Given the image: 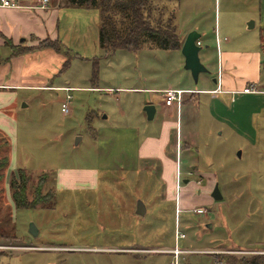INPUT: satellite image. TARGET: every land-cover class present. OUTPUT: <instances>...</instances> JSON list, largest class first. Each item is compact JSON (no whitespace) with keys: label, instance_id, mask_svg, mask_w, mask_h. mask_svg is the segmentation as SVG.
<instances>
[{"label":"rangeland","instance_id":"1","mask_svg":"<svg viewBox=\"0 0 264 264\" xmlns=\"http://www.w3.org/2000/svg\"><path fill=\"white\" fill-rule=\"evenodd\" d=\"M217 1L220 11L246 10L248 3ZM169 5L179 34L200 22L207 29L201 60L209 72L197 82L175 49H103L97 7L64 8L61 24L69 26V38L60 50L19 53L10 62V49L0 48V78L17 84L0 102V135L10 147L0 178L6 236L0 237V264H172L177 245L187 250L179 264L264 255V65L258 92L199 91L188 102L186 92L179 127L166 146L164 159L173 167L157 156L145 158V142L160 137L163 120L172 117L155 88L216 86L217 44H224L214 34L216 0ZM244 39L254 48L250 36ZM67 94L71 110L65 114ZM151 96H158L159 114L148 120L144 106ZM19 168L31 175L30 198L39 184L55 193L50 207L15 206L10 179ZM216 183L221 200L212 196ZM139 200L144 215L136 211Z\"/></svg>","mask_w":264,"mask_h":264},{"label":"crops","instance_id":"2","mask_svg":"<svg viewBox=\"0 0 264 264\" xmlns=\"http://www.w3.org/2000/svg\"><path fill=\"white\" fill-rule=\"evenodd\" d=\"M20 1V7H5L0 5V48L6 47L10 49V56H7L6 58L7 60H10V62L17 60L20 57L19 53L17 54L14 52L15 47L35 46L45 39L57 40L62 43L69 38V26L64 24L63 28V25L61 24V12L64 8L70 7L64 3L65 0H62L61 2L59 0H50L49 4L45 7L41 6L37 0ZM216 2L217 7L215 11L214 34L217 40L222 39V37L224 40V44L221 42V46L220 42L217 44L218 77L214 78V82L217 85L213 87L204 85L198 89L192 86L180 88L185 89L187 93H191L186 99L187 102L188 100L192 101V99L196 98L197 95L195 94L199 91L211 93L228 92L232 94L234 91L243 89L251 83H254L258 87L260 86L258 84L261 81V69L264 65V0H248L246 10H233L232 8L227 7L224 11H220V7L218 9V1L216 0ZM221 14L225 17L224 23L221 20ZM189 28L190 30L195 29L201 33V37L198 40L201 41L200 45H203L204 34H202V32L205 33L207 31L204 25L200 22L199 24L191 25ZM179 35L184 42L187 35ZM246 36L251 37V40L253 41L251 44H255L254 48L248 49L249 47L246 46L244 39ZM8 40L11 41V46L7 44ZM49 49L54 50L52 47H46L21 53L33 55ZM175 50L182 53L181 49ZM2 60L3 59L1 58V62ZM35 65L36 64L33 63V66ZM209 74L212 76L211 73ZM15 85L17 84L4 82L0 78V102L3 101L2 95L6 91V88ZM170 87L155 88V90L163 92L164 89ZM146 89H150L149 91L152 93L156 92L154 88ZM215 89L217 90L216 92L213 91ZM236 93L238 94L241 92ZM236 93H233L232 96H234V94L236 95ZM155 98H157V100ZM232 99H234V97H232ZM145 103H155L157 107L158 96L149 97ZM182 104H184L183 99L179 107H176L175 105L168 106L164 103L163 110L165 115H171L172 117L163 120V128L160 137H149L145 142L144 151L147 149L146 155L150 156H146L145 158L155 159V156H157V158L162 161L161 159L166 157V146L169 143L171 130L172 128L177 129L179 127L180 114L183 111ZM157 114H159L158 109L154 119ZM175 115L177 120L173 118ZM142 149L143 146L141 147V150ZM164 160L167 168H170L171 166L173 167L171 158H169V160ZM168 174H170L169 170Z\"/></svg>","mask_w":264,"mask_h":264},{"label":"trees","instance_id":"3","mask_svg":"<svg viewBox=\"0 0 264 264\" xmlns=\"http://www.w3.org/2000/svg\"><path fill=\"white\" fill-rule=\"evenodd\" d=\"M173 1L180 0H65L64 3L69 6L97 7L99 9V44L106 51L119 48L137 51L145 45L166 50L182 48L183 40L180 38L178 26L175 23V10L169 7L170 2L173 3ZM167 10L170 15L166 18ZM55 43L58 44V47L54 46ZM7 44L11 46V41L8 40ZM61 44L57 40L45 39L35 46L24 47L21 52L46 47L60 50L63 46ZM14 52L21 53L16 52L15 49ZM8 149H10L8 141L0 135V178L10 163ZM43 178L40 176V181ZM30 180L31 175L24 168L13 172L10 188L15 206L24 208L50 207V204L54 203L55 193L52 191L44 193L43 184H39L34 190L32 189L33 196L30 198L28 189ZM4 236L5 233L0 230V237ZM241 260L242 262L235 257H229L227 264H264V255H254Z\"/></svg>","mask_w":264,"mask_h":264},{"label":"water","instance_id":"4","mask_svg":"<svg viewBox=\"0 0 264 264\" xmlns=\"http://www.w3.org/2000/svg\"><path fill=\"white\" fill-rule=\"evenodd\" d=\"M200 37H201V33L199 31L195 29L190 31L187 34L181 48V51L185 57V68L189 69L192 72V75L196 82L199 80V75L201 72L209 71L207 66L201 60L200 51L202 50V45L198 44L197 42ZM0 63H1V59H0ZM144 110L147 114L148 120H153L157 111V107L155 103L146 104L144 106ZM81 139H82L81 137H77L76 142L79 143ZM241 154H242V150H239L238 155L240 157ZM185 182H189V179L188 178L185 179ZM212 196L217 200H221L223 198V194L221 192L219 183H216L212 191ZM136 211L137 213L142 215L146 213V206L142 200L138 201ZM29 230L34 236H37L39 234V230L37 229L34 223H31Z\"/></svg>","mask_w":264,"mask_h":264},{"label":"built area","instance_id":"5","mask_svg":"<svg viewBox=\"0 0 264 264\" xmlns=\"http://www.w3.org/2000/svg\"><path fill=\"white\" fill-rule=\"evenodd\" d=\"M37 2L45 7L46 5L49 4L50 0H37ZM0 5L2 6H5V7H20L21 6V1L20 0H1L0 1ZM198 44H201V41L198 40L197 41ZM72 88L71 87H66V90H71ZM213 91H217L216 89L213 90ZM255 91H258L256 85L254 83L250 84V85H247L245 86L243 89H240V90H236L234 91L233 93H236V92H255ZM185 89H180V88H166L163 90V100H164V103L165 105H168V106H172V105H177V106H180L181 105V102H182V99H183V95L185 93ZM72 98V95L71 94H67L66 95V98L62 101V111L65 113V114H68L70 113V100ZM198 212H204V209H198L197 210ZM179 236H181L182 234L178 233ZM184 252H187V250L185 249H181L178 245H177V248L175 250V253L176 254V261L172 264H179V256L181 253H184Z\"/></svg>","mask_w":264,"mask_h":264}]
</instances>
